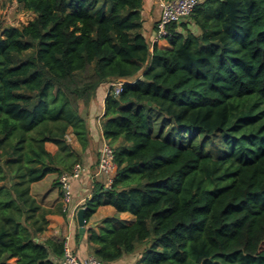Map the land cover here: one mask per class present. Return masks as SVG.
Returning <instances> with one entry per match:
<instances>
[{"label":"trees","instance_id":"16d2710c","mask_svg":"<svg viewBox=\"0 0 264 264\" xmlns=\"http://www.w3.org/2000/svg\"><path fill=\"white\" fill-rule=\"evenodd\" d=\"M15 1L35 17L0 33V264H58L32 184L81 162L67 134L90 144L91 103L118 79L101 124L117 171L83 206L86 223L102 205L136 219L89 229L92 254L264 264V0H201L171 49L146 35L145 0Z\"/></svg>","mask_w":264,"mask_h":264},{"label":"crops","instance_id":"0c3cea01","mask_svg":"<svg viewBox=\"0 0 264 264\" xmlns=\"http://www.w3.org/2000/svg\"><path fill=\"white\" fill-rule=\"evenodd\" d=\"M149 1L154 2L155 0H145L144 8L147 4H149ZM155 2H158L159 4L156 19H154L151 27H144L146 35L150 37L153 36L154 25L159 20L161 14V0H156ZM155 2L152 5H155ZM157 44L160 48H173L167 39H160ZM111 83L107 82L99 87L96 99L92 101L89 108L87 121L90 130V144L84 148L73 131L70 130L69 133L74 138L71 144L77 154L81 156V162L88 163L91 166L93 174L97 170L101 146L105 140L100 126V121L104 118V100ZM46 147L53 154H56L59 150V146L52 142H48ZM99 178H103L105 180L106 177L96 176L94 179L83 177L80 180L77 179L72 181L73 201L69 210H65L64 208L63 192L61 190L60 182L57 180V172H51L43 179L32 184V193L40 204L48 211L46 214L48 226L40 236L41 241L45 242L49 239L61 241L68 239L70 247L78 255H90L92 254V246L88 240L89 229L93 228L98 231L104 225L103 219L106 217L116 216L128 223H133L135 221L136 216L130 212H119L113 205H102L86 223L85 234L81 237L79 233L77 212L80 208L84 207L83 204L87 198L91 196L94 180H98Z\"/></svg>","mask_w":264,"mask_h":264},{"label":"built area","instance_id":"2783aa9c","mask_svg":"<svg viewBox=\"0 0 264 264\" xmlns=\"http://www.w3.org/2000/svg\"><path fill=\"white\" fill-rule=\"evenodd\" d=\"M201 0H161V14L157 21L156 31L153 35L152 43L158 42L160 39H166L169 34V26L176 22L186 21L195 7ZM127 79H119L113 82L115 93H119L123 89V84L128 82ZM110 89V87H109ZM69 134H67L68 136ZM117 171L115 162L114 146L107 140H104L100 158L96 172L93 174L91 166L86 162H77L74 164L70 172H64L60 177L61 190L63 192V202L65 210L70 209L73 201L72 181L80 180L83 177L96 178V176H104L106 186L112 183L113 175ZM75 211V210H74ZM65 249L63 256L59 259L58 264H107L98 259L94 254L80 256L69 245L68 239H65Z\"/></svg>","mask_w":264,"mask_h":264},{"label":"rangeland","instance_id":"374dc122","mask_svg":"<svg viewBox=\"0 0 264 264\" xmlns=\"http://www.w3.org/2000/svg\"><path fill=\"white\" fill-rule=\"evenodd\" d=\"M154 2L149 1V4H147L144 8L143 13L145 14V21H146L145 26L147 28L152 26L153 21L154 19H156V16H157L159 4L158 2H155L156 4L152 5ZM34 17H35V14L27 10L23 4H20L16 2L15 0H0V33L1 34L7 27L26 25L31 20H33ZM148 38L153 39V36L152 37L148 36ZM118 80H115L114 82H117ZM112 85H113V82L110 84L109 87H111ZM83 111L84 113H86V109H83ZM102 121L103 120L100 121L101 124H102ZM73 139L74 138L72 137L71 134L67 136V140L70 143L73 141ZM144 247L145 245H141L135 254L125 256L121 260L115 262L114 264H135L140 259L143 253Z\"/></svg>","mask_w":264,"mask_h":264},{"label":"water","instance_id":"95a60500","mask_svg":"<svg viewBox=\"0 0 264 264\" xmlns=\"http://www.w3.org/2000/svg\"><path fill=\"white\" fill-rule=\"evenodd\" d=\"M77 220L79 224V233L81 237H83L86 231L85 207H82L78 210Z\"/></svg>","mask_w":264,"mask_h":264}]
</instances>
